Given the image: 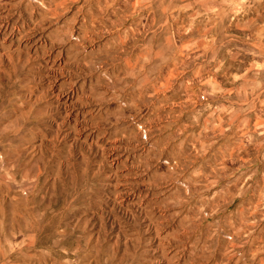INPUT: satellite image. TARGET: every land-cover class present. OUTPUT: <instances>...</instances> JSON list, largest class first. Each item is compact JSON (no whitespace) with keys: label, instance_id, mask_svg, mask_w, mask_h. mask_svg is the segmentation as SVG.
<instances>
[{"label":"rangeland","instance_id":"rangeland-1","mask_svg":"<svg viewBox=\"0 0 264 264\" xmlns=\"http://www.w3.org/2000/svg\"><path fill=\"white\" fill-rule=\"evenodd\" d=\"M197 6L0 0V264H264V67Z\"/></svg>","mask_w":264,"mask_h":264},{"label":"crops","instance_id":"crops-1","mask_svg":"<svg viewBox=\"0 0 264 264\" xmlns=\"http://www.w3.org/2000/svg\"><path fill=\"white\" fill-rule=\"evenodd\" d=\"M181 1L197 2L198 19L201 23L208 21L207 25L199 24L198 27L201 44H207L205 39L207 34H221L218 44H229L230 46L235 44L237 48L242 43L251 51L252 64L264 67V0ZM212 27L213 30H211Z\"/></svg>","mask_w":264,"mask_h":264}]
</instances>
